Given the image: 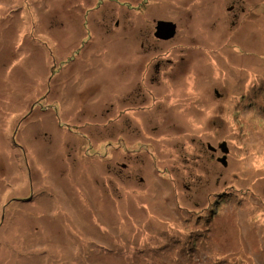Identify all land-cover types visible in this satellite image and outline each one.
I'll use <instances>...</instances> for the list:
<instances>
[{
    "label": "rangeland",
    "instance_id": "374dc122",
    "mask_svg": "<svg viewBox=\"0 0 264 264\" xmlns=\"http://www.w3.org/2000/svg\"><path fill=\"white\" fill-rule=\"evenodd\" d=\"M96 1L0 0V264H264V0H147L108 18ZM33 30L63 54H38ZM84 57L106 80L87 114L100 103L114 120L69 139L26 102L76 84Z\"/></svg>",
    "mask_w": 264,
    "mask_h": 264
},
{
    "label": "trees",
    "instance_id": "16d2710c",
    "mask_svg": "<svg viewBox=\"0 0 264 264\" xmlns=\"http://www.w3.org/2000/svg\"><path fill=\"white\" fill-rule=\"evenodd\" d=\"M108 1L109 0H97L96 3L94 4V11L99 12L104 18H108V17L112 16L113 12L117 15H119V14L121 15V13H123V12H125V13L131 12V11L140 12L144 8V4H147V0H134V2L122 0L120 2L119 6H117L116 5L117 1H109V2ZM124 2H127V4L125 5ZM113 3H115V4H113ZM113 6L115 8L114 11H113V9H111V7H113ZM260 9L262 10V8H259L258 10H260ZM119 16L116 18L120 19ZM115 23H116V26H117V23H119V25H120L119 20H116ZM82 27L83 28L86 27V31H89V23L88 22H85L84 25H82ZM106 29L107 28L103 24H100L98 31L102 32ZM114 35L115 34H113L112 37H114ZM54 37H55V39L52 38V35L47 34V33H43V34L39 35V34L35 33V31L33 30V40L32 41L33 42L36 41L38 44L37 46H35L36 52L38 54H53L52 56H49L51 58L54 57V54H56V52L63 54L61 52L59 46H58V41H59V40H57L58 36L56 34H54ZM104 38H106V37H104ZM65 39H66V34H65ZM16 41H19V40L16 39ZM108 42H110V41H108ZM36 52H34V54H37ZM83 53L84 52H82L80 50L74 51L71 54L72 57L69 56L67 64H61V62H59V64H57L52 69V78H58L61 75V73L63 72V68L65 67V65H66V68H68L70 65L72 66V64L79 57H81V58L83 57ZM84 58L86 59V57H84ZM86 61H87V59H86ZM77 71H78L79 75L76 76L77 77V79L75 80L76 84L74 83L72 85H67L64 88L62 86H60L59 89L56 88L57 86H54V87L51 86L50 89L46 93L39 91V92L31 95L30 98L27 97L30 100L27 99V102H26V106L28 108H30V109L34 108L35 109L34 111L37 113V115H39L38 116L39 121L40 120H43L44 122L50 121V122H48L50 124L49 132L51 130H53V131H55L53 134H57V133L60 134V132L65 133L69 139H70V137H76V139L77 138L82 139L87 134L94 135L95 134L94 131H89V130H85L82 128H89L90 129L89 126L92 125V123H103L105 121H108L107 123L109 124L112 120H114L113 118H104L103 117L104 115H106L105 111H110V109L109 108L101 109L100 103H96V105L100 107V110L96 109V111H95L93 109V111H91V113L87 114V111L90 110L89 108L92 107L91 103H89L91 96L93 95L95 98L99 97V96H97L96 92L99 91V89H101L105 85L106 80H103L101 78V75H97L95 73L96 71H94V66L88 65V61H87V63L84 62L83 66L81 68H78ZM94 74L97 76L96 79H93ZM66 82L72 83L69 79H67ZM76 90H79L78 92L80 94H78V93L75 94ZM87 92H89V93H87ZM105 93H104L103 97H101L103 100L107 99ZM117 93L118 92L116 91L115 95ZM29 104H30V106H29ZM223 106H224V104H223ZM228 107H229V105L226 108L228 109ZM228 111H229V109H228ZM211 112L212 111L207 113L206 118H208L211 115ZM29 116H30V114H29ZM29 116H26V120H28ZM43 126L47 127V125H45V123L43 124ZM21 135H22V132L20 131V128H19L16 131V134H15L16 138L14 140L16 147H18L19 149H23V145L19 144V142L17 141L18 138L21 139ZM45 136L46 135H44V137ZM98 137H100V136H98ZM188 138H190V136H188ZM104 139H107V136H104ZM192 139H195V138H192ZM45 140L47 141V138H45ZM64 147H66L65 149L68 153L69 145L66 146L64 144ZM219 147H221V144L219 145ZM95 148H97V152L103 158V155L101 152H99L100 150L98 149L97 146H93L91 148V150L95 149ZM102 149H104V148H102ZM87 150L88 149H84V151H86V152H87ZM215 150H216V148L213 147L212 151H215ZM228 150H229L228 154H230V149H228ZM260 157L262 158V153H260ZM215 162H216V160L213 161V163H215ZM217 162L220 163V160H217ZM174 168H175L176 173H180V174L185 173L183 170V169H185L184 167L175 166ZM262 172H264V165L259 168V171L256 174V179L253 182L254 184L255 183L259 184L258 182L260 180H264V175L261 174ZM189 174L193 177L194 180H192V181L186 180V181H188V182L195 181L194 176L191 173H189ZM234 175H238V178L232 179L234 181V184L239 182V180H241L239 175H241L242 177H244L246 175L243 172V167H242L241 163H240V167L238 169V173L234 174ZM215 176L218 179L220 176H223V178L221 180H224L226 182V180L224 179L225 176H224L223 172L216 171ZM120 180L125 181V179L123 177H121ZM127 180H128V182H123V181H120V182L124 183L125 185H128L132 182L131 180H133V179L130 178ZM143 181L144 180L142 179L141 183ZM117 184H118V181L112 182L113 189H115Z\"/></svg>",
    "mask_w": 264,
    "mask_h": 264
},
{
    "label": "water",
    "instance_id": "95a60500",
    "mask_svg": "<svg viewBox=\"0 0 264 264\" xmlns=\"http://www.w3.org/2000/svg\"><path fill=\"white\" fill-rule=\"evenodd\" d=\"M176 28H177V26L175 25V23L161 22L158 24L157 33H155V36H157L161 40H169L175 36ZM221 147H224V144L221 145ZM221 150H222V148H221ZM228 153H229V151L227 150L226 154H228ZM220 163L222 166L227 167V160L226 159L220 160Z\"/></svg>",
    "mask_w": 264,
    "mask_h": 264
},
{
    "label": "crops",
    "instance_id": "0c3cea01",
    "mask_svg": "<svg viewBox=\"0 0 264 264\" xmlns=\"http://www.w3.org/2000/svg\"><path fill=\"white\" fill-rule=\"evenodd\" d=\"M127 1H129V0H127ZM93 2H94V0H93ZM130 2H134V0H132V1H130ZM66 2H64L63 3V6H64V8L68 11V13H69V15H70V18H71V24L69 25V29H71V28H73V27H78V28H80L81 29V27H80V25H79V23H76V18H77V13H78V11H79V8L77 7V5L76 6H72L71 4H68V5H66L65 4ZM95 4V3H94ZM111 9H113V11L115 10V8L114 7H111ZM116 20H120V19H116ZM115 20V21H116ZM118 26V25H117ZM46 29H48L49 31H51L50 29H49V27L48 28H46ZM44 33H46V31H44ZM51 33H52V31H51ZM47 34H48V32H47ZM50 34V33H49ZM65 41H66V39H65Z\"/></svg>",
    "mask_w": 264,
    "mask_h": 264
},
{
    "label": "bare ground",
    "instance_id": "6f19581e",
    "mask_svg": "<svg viewBox=\"0 0 264 264\" xmlns=\"http://www.w3.org/2000/svg\"><path fill=\"white\" fill-rule=\"evenodd\" d=\"M238 56H240V54H238ZM247 57V56H246ZM233 64H230L229 66L232 67ZM226 78L229 79V78H232L233 79V75H231L230 73L226 74ZM211 101V100H210ZM209 109L210 107L208 108L207 112L209 113ZM201 132L203 133V131L201 130ZM196 139V138H195Z\"/></svg>",
    "mask_w": 264,
    "mask_h": 264
},
{
    "label": "flooded vegetation",
    "instance_id": "af4514ba",
    "mask_svg": "<svg viewBox=\"0 0 264 264\" xmlns=\"http://www.w3.org/2000/svg\"><path fill=\"white\" fill-rule=\"evenodd\" d=\"M117 25H119V23H117ZM258 183L259 185L264 184V180H260Z\"/></svg>",
    "mask_w": 264,
    "mask_h": 264
}]
</instances>
